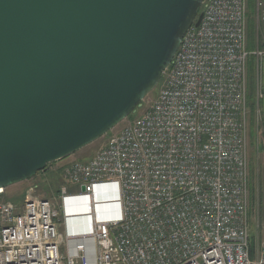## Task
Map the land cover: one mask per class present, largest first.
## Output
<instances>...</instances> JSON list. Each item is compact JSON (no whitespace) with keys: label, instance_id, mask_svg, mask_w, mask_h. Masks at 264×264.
Wrapping results in <instances>:
<instances>
[{"label":"built area","instance_id":"2783aa9c","mask_svg":"<svg viewBox=\"0 0 264 264\" xmlns=\"http://www.w3.org/2000/svg\"><path fill=\"white\" fill-rule=\"evenodd\" d=\"M201 13L156 98L91 158L62 166L54 198L30 188L20 206L0 199V264H264V241L252 246L246 75L252 57L264 135V50H247L246 0H204ZM255 17L264 23V0Z\"/></svg>","mask_w":264,"mask_h":264},{"label":"water","instance_id":"95a60500","mask_svg":"<svg viewBox=\"0 0 264 264\" xmlns=\"http://www.w3.org/2000/svg\"><path fill=\"white\" fill-rule=\"evenodd\" d=\"M203 1L0 0V190L133 115Z\"/></svg>","mask_w":264,"mask_h":264},{"label":"rangeland","instance_id":"374dc122","mask_svg":"<svg viewBox=\"0 0 264 264\" xmlns=\"http://www.w3.org/2000/svg\"><path fill=\"white\" fill-rule=\"evenodd\" d=\"M247 15H246V46L247 50L252 53L256 49L264 50V23H260L255 17V0H246ZM201 12V10H200ZM246 70L247 83L250 76L253 75L254 59L249 58V63ZM159 84L156 88L144 99L141 106L135 111V113L129 116L130 119L141 114L145 109V106L149 102L153 101L158 93ZM122 124L117 126L113 131H110L108 135L103 136L91 145L85 147L76 154L63 160L60 165L52 164L48 166L44 171L39 172L33 179L20 183L21 185H14L3 191L0 190V199H8L17 204H23L25 200L26 192L32 188L35 196L39 198H52L56 196V192L62 186L60 178V168L64 165L75 162L82 157L94 155L99 151L107 141V138L111 133L116 132ZM255 138L250 136L248 139V154H249V190H250V209L252 216V239L264 241V135L257 134L254 131ZM257 137V140H256ZM85 158H82L84 160ZM58 163V162H57ZM24 186L23 189L15 191L17 187ZM2 192V193H1ZM53 197V198H54ZM19 205V206H20ZM75 207V206H74ZM83 205L81 209L83 211ZM61 220V216H60ZM254 242V241H253ZM253 248V247H252ZM254 249H252L253 251Z\"/></svg>","mask_w":264,"mask_h":264},{"label":"trees","instance_id":"16d2710c","mask_svg":"<svg viewBox=\"0 0 264 264\" xmlns=\"http://www.w3.org/2000/svg\"><path fill=\"white\" fill-rule=\"evenodd\" d=\"M247 90H248V95H247V99H248V103H249V108H250V136L251 138H255V124H254V107H255V103H254V76L252 75V77L250 76V79L247 83ZM257 138V137H256ZM252 246H253V239H252Z\"/></svg>","mask_w":264,"mask_h":264},{"label":"crops","instance_id":"0c3cea01","mask_svg":"<svg viewBox=\"0 0 264 264\" xmlns=\"http://www.w3.org/2000/svg\"><path fill=\"white\" fill-rule=\"evenodd\" d=\"M93 155H90V156H87V157H82V158H85L84 160H82V158H80L79 160H77V161H86V160H88L89 158H91ZM65 161V160H64ZM62 162H63V160H62ZM61 161L60 162H58V163H55V165H60V163H62ZM18 185H21V184H18ZM17 186V185H16ZM24 188V186H21V187H17L16 188V192L17 191H19L20 189H23ZM2 193V192H1ZM17 199H16V201L14 202L15 204H17ZM24 201V200H23ZM17 205H20V204H17ZM22 205V204H21ZM60 233L62 234V236H65V233H66V229L63 227V225L60 227ZM60 251H61V253L62 254H64L65 253V251H66V249H65V246L64 245H62L61 246V248H60Z\"/></svg>","mask_w":264,"mask_h":264}]
</instances>
